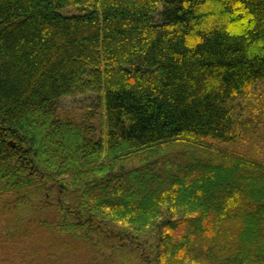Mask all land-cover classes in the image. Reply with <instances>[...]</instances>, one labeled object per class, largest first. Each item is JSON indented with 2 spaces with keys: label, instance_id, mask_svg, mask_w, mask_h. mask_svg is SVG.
<instances>
[{
  "label": "trees",
  "instance_id": "16d2710c",
  "mask_svg": "<svg viewBox=\"0 0 264 264\" xmlns=\"http://www.w3.org/2000/svg\"><path fill=\"white\" fill-rule=\"evenodd\" d=\"M0 264H264V0H0Z\"/></svg>",
  "mask_w": 264,
  "mask_h": 264
},
{
  "label": "rangeland",
  "instance_id": "374dc122",
  "mask_svg": "<svg viewBox=\"0 0 264 264\" xmlns=\"http://www.w3.org/2000/svg\"><path fill=\"white\" fill-rule=\"evenodd\" d=\"M62 12H75V9L71 7H67L61 10ZM64 12V13H65ZM95 96L92 94H79L74 96H67L63 97L59 100V107L61 110H68L71 113H75L77 115L86 113L85 115H88L89 117H94L92 120L94 124L98 125L100 128V123H102V119H99L100 116V110L97 108L96 112L92 113L93 110H95Z\"/></svg>",
  "mask_w": 264,
  "mask_h": 264
}]
</instances>
